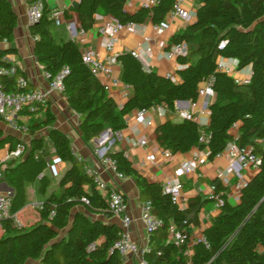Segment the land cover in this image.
Returning <instances> with one entry per match:
<instances>
[{
    "label": "trees",
    "instance_id": "trees-1",
    "mask_svg": "<svg viewBox=\"0 0 264 264\" xmlns=\"http://www.w3.org/2000/svg\"><path fill=\"white\" fill-rule=\"evenodd\" d=\"M43 14L31 26L34 56L51 78L63 69V95L70 108L79 116V129L84 141L90 142L107 129L113 135L125 126V117L153 107L174 112L177 102L196 103L203 83L211 84L213 100L208 104L209 125L203 128L196 120L167 121L156 131L157 145L172 155L187 154L193 149L209 152L213 160L230 143L253 146L260 159L254 176L239 193L237 205L228 201V189L215 181L224 205L204 231V241L193 243L188 254L189 225H198V215L211 200L193 197L181 209L163 194L161 184L149 183L125 157L123 151H109L118 173L133 179L140 199L150 202L151 213L163 226L150 233L149 251L143 258L148 264H264V0H196V18L170 40V47L185 43L187 52L177 58L181 66L180 83L144 70L132 54L118 55L120 81L133 90L132 97L121 107L104 90L82 61V51L72 40L57 42L52 33V20L45 0ZM175 0H157L151 8H140L130 14L127 0H80L75 8L79 29L93 27L95 15L103 13L120 24H143L150 19L154 26L162 25ZM18 16L9 0H0V43L11 44ZM225 43L220 48V44ZM10 48L0 50V67L12 64L4 60ZM219 59L237 61L239 70L251 68L247 84H237L224 70ZM26 75L19 71L14 77L1 76L5 91L15 90L16 79ZM32 116L42 113V120L32 119L29 125L18 127L31 138L27 146L18 137L3 133L0 126V149L11 151L18 143L27 147L19 160L7 162L3 182L13 189L12 208L17 215L26 206V185L38 181V192L45 196L50 186L43 175L52 153L69 168L60 178L56 191L44 199L38 209V219L30 226L15 228L4 222L0 228V264H122L115 243L120 230L115 224L103 222L97 216L111 218L106 201L97 191L94 177L86 163L73 153L69 137L55 127V117L49 104L34 110H24ZM21 113V115H22ZM0 124L6 125L0 118ZM236 125V130L232 127ZM48 130L45 137L37 134ZM207 139L201 143L200 139ZM261 142V143H259ZM85 200V201H83ZM186 223V224H185ZM181 231L184 243L177 247L169 241V228Z\"/></svg>",
    "mask_w": 264,
    "mask_h": 264
},
{
    "label": "crops",
    "instance_id": "crops-1",
    "mask_svg": "<svg viewBox=\"0 0 264 264\" xmlns=\"http://www.w3.org/2000/svg\"><path fill=\"white\" fill-rule=\"evenodd\" d=\"M30 0H9L13 10L18 16L17 27L14 31L13 41L11 44L6 42L0 43V50L10 48L11 53L7 54L4 60L14 66L19 71L26 75L29 82V87L32 89H41L49 92V81L45 76L42 66L36 61L34 56V39L31 35V25L28 19V8L34 2ZM148 0H127L125 10L130 13H136L143 4ZM45 3L50 11L59 10L63 13V23L60 26L52 25V33L57 42L60 41H75L82 53L90 51L100 59L106 57V45L108 39L99 34L100 28L107 22L114 20L103 13L95 15L93 27L88 31L81 33L79 29L78 15L74 11L79 5L80 0H45ZM196 0H190L184 5L192 15V22L196 18ZM50 16V14H49ZM50 19V18H49ZM167 30L160 36L154 34V25L150 19H147L143 24H135L133 27L124 29L119 33L115 40V52L117 55L124 53H132L141 62L143 68L147 72H153L160 76L171 74L174 83H180L181 78L179 71L181 66L176 58H169L171 38L184 30L189 24L183 20L176 18L169 20ZM191 22V23H192ZM218 63L221 68L228 71V74L235 80H249L251 76V68L247 67L239 70L237 61L231 59H219ZM113 77L120 81L121 65L117 63L113 66ZM101 83L110 85L108 95L121 108L133 95V90L126 87L120 81V85L113 86L111 82L102 78ZM207 83H203L201 87H205ZM214 98V97H213ZM210 100V102L213 100ZM209 102V103H210ZM49 108L55 117V127L64 132L70 139L71 147L75 156L86 163V169L92 173L99 175L101 180L109 187L120 191L126 200L127 214L131 217L132 223L129 227L130 238L140 248L149 247L150 234L146 231L145 226L141 221L144 205L146 201H142L139 195V189L136 182L131 178L120 179L115 172L102 166L100 154L109 151H123L125 157L132 163L133 167L151 184H161L167 182L178 181L176 173L179 168L193 160L195 154H199L200 165L196 174L181 178L183 183L182 198L179 207L185 209L188 206L189 200L193 197H201L204 200H210V188L215 184V181L222 182L227 180L226 188L228 201L232 205H237L239 200V191L235 188L237 182L236 174L240 172L239 167H232L231 161L227 156L214 158L210 160L204 156V151L193 149L187 154L172 155L169 159H164L162 149L156 142L157 128L167 121H181L175 114V111L184 110L192 113L196 121L203 128L209 125L208 105L204 106L202 97L194 104L191 102H177L175 111H169L164 107H153L147 110L144 120H137V113L134 112L125 117L126 126L117 135H113L110 129L106 133L92 139L90 142L84 141L82 133L79 129L80 118L70 108L65 96L58 92H50L48 96ZM32 111V110H31ZM42 113L34 116L23 114L19 116V122L24 126L29 125L32 119L42 120ZM151 123V125H149ZM15 133L11 132L19 140L24 141L23 137H28L29 145L31 138L28 134L14 129ZM48 130H43L37 134L39 137H45ZM146 141L147 145L142 147L140 143ZM261 143V142H259ZM8 146L0 149V160H4L8 156ZM51 150V154L47 157L48 167L44 174L50 181V186L47 194L42 196L38 192V181L26 185V206L18 214L22 224L27 227L35 223L38 219L37 211L44 202V199L52 192L56 191L58 182L65 171L69 168L68 163L60 161ZM154 154L155 162L146 160L147 156ZM248 182L256 172H242ZM0 182V193L8 192L4 190ZM224 186V185H223ZM214 201H210L204 208L201 209L198 215V225H189L187 228L190 234V242L187 253L190 255L193 252V243L204 239V231L213 223V219L219 214ZM103 222L115 224L121 230V220L116 217L104 218L101 215L97 216ZM120 257V256H119ZM144 258L129 255L120 257L122 264H141ZM191 264V263H189Z\"/></svg>",
    "mask_w": 264,
    "mask_h": 264
},
{
    "label": "built area",
    "instance_id": "built-area-1",
    "mask_svg": "<svg viewBox=\"0 0 264 264\" xmlns=\"http://www.w3.org/2000/svg\"><path fill=\"white\" fill-rule=\"evenodd\" d=\"M190 0H175L172 10L167 15L169 20H174L179 18L183 20L186 24L192 22V15L190 12L184 8V5ZM157 3V0H148L143 4L144 8H151ZM43 14V4L41 1H36L31 4L28 8V19L31 26L39 22ZM50 20H52L54 26H60L63 23V13L59 10H55L50 13ZM133 23L120 24L115 20L113 22H107L104 24L100 30L99 34L102 37L108 39L106 45V57L100 59L90 51H85L82 53V61L88 67L91 74L98 80L102 78L108 79L113 86L120 85V81L113 77V66L118 63L117 53L115 52V40L119 33L124 29L133 27ZM168 27V23L164 22L160 26H154V34L156 36L162 35ZM83 34L84 31L81 30ZM225 43L220 44V48L224 47ZM187 45L185 43L173 45L168 52L169 58H178L181 55L186 54ZM134 55V54H133ZM135 56V55H134ZM220 69L221 66H220ZM223 70V69H222ZM18 72V68L14 65H11L8 68L0 67V77H14ZM228 73L227 70H225ZM68 74L67 69H63L57 76L51 78L48 73H45L47 80L49 81V92L43 91L41 89H32L29 87V82L27 78L19 76L16 79L15 90L8 92L5 91L2 85H0V118L7 125L12 126L18 131H22L18 127L19 116L24 110H34L37 107L44 108L48 103V96L50 92H58L63 94L64 90V78ZM167 78L171 79V74L166 75ZM249 80L240 81L236 80L237 84H247ZM104 86V90L108 93L110 91V85L106 83H101ZM126 87H129L125 85ZM130 88V87H129ZM199 97H202L204 100V106L209 104L210 100L214 97V92L212 90L211 84H207L205 87L199 89ZM147 113V110H143L137 113V120L142 121ZM176 116L180 120H196L195 116L184 110H176ZM151 125V123L149 124ZM232 130H236V125L232 127ZM119 137L118 134H116ZM207 139L201 137L200 142L206 143ZM142 147L147 145L146 141L140 143ZM27 152V147L23 143H18L15 148L11 151H8V156L4 160H0V182L4 178V170L7 162L11 160H19ZM75 155V154H74ZM162 155L164 159H169L172 157L171 152L163 150ZM204 156L208 158L209 152L204 151ZM227 156L231 161V166L239 167L240 172L236 174L237 182L235 188L240 192L241 188L246 184L245 176L242 172L253 171L256 172L260 165V159L255 154L253 146L241 147L236 143H230L226 150L218 154L215 158H221ZM100 160L102 166L112 170L117 174L120 179H125L126 177L117 172L115 161L107 156V153L104 152L100 154ZM149 162H155L156 156L151 154L146 158ZM200 165L199 154L193 156V160L190 163L183 164L176 173L178 181L171 182L167 181L162 185V192L165 195H168L171 198L173 204L180 205L183 191V183L181 178L196 174V171ZM90 174L92 172L88 171ZM94 182L97 188V191L101 194L102 198L106 201L108 209L113 217L119 218L121 220V230L119 233V238L115 243V249L118 252L120 257H126L129 255L138 256L143 258L145 251H149L150 248H140L135 242L130 238L129 227L132 223L131 217L127 214V205L124 195L114 189L109 187L105 182L101 180L99 175L96 174L94 177ZM225 187L227 186V180L221 182ZM218 186L213 185L210 188L209 199L214 201L215 207L220 211L221 207L224 205L223 195L224 192H218ZM85 201V200H83ZM12 195L9 192L0 193V228L4 222H11L15 228L21 229L23 224L19 217L12 213ZM141 221L145 226L146 231L150 234L157 231L163 226L161 219L155 217L151 213V204L146 202L144 205L143 213L141 216ZM186 224V223H185ZM169 232V241L172 242L175 246L180 247L184 243V236L181 231L175 230L171 226L168 230ZM199 241H204L199 240ZM141 264H148L143 259Z\"/></svg>",
    "mask_w": 264,
    "mask_h": 264
},
{
    "label": "rangeland",
    "instance_id": "rangeland-1",
    "mask_svg": "<svg viewBox=\"0 0 264 264\" xmlns=\"http://www.w3.org/2000/svg\"><path fill=\"white\" fill-rule=\"evenodd\" d=\"M0 126L2 127V130H3V133L5 134V135H7V134H9V133H13L15 130V128H13L12 126H10V125H3V124H0ZM23 132V131H22ZM15 133V132H14ZM27 138L28 137H23V140L24 141H22L24 144H28V140H27Z\"/></svg>",
    "mask_w": 264,
    "mask_h": 264
},
{
    "label": "water",
    "instance_id": "water-1",
    "mask_svg": "<svg viewBox=\"0 0 264 264\" xmlns=\"http://www.w3.org/2000/svg\"><path fill=\"white\" fill-rule=\"evenodd\" d=\"M106 132H107V131L102 132V133L100 134V136L103 135V134H105ZM2 186H3L4 190L8 191L11 195L13 194V189L10 188V187H8V186L6 185V183H3Z\"/></svg>",
    "mask_w": 264,
    "mask_h": 264
}]
</instances>
